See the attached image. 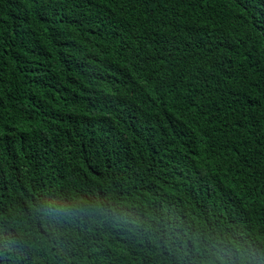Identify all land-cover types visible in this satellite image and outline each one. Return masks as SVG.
<instances>
[{"label":"trees","instance_id":"16d2710c","mask_svg":"<svg viewBox=\"0 0 264 264\" xmlns=\"http://www.w3.org/2000/svg\"><path fill=\"white\" fill-rule=\"evenodd\" d=\"M0 264H264V0H0Z\"/></svg>","mask_w":264,"mask_h":264}]
</instances>
